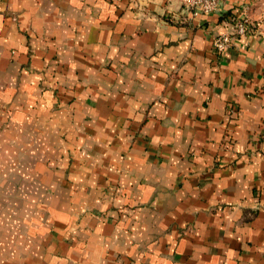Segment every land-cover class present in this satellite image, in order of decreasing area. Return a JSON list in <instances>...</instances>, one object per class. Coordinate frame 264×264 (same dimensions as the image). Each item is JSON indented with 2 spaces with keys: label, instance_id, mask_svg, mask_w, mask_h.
I'll list each match as a JSON object with an SVG mask.
<instances>
[{
  "label": "crops",
  "instance_id": "1",
  "mask_svg": "<svg viewBox=\"0 0 264 264\" xmlns=\"http://www.w3.org/2000/svg\"><path fill=\"white\" fill-rule=\"evenodd\" d=\"M0 264H264V0H0Z\"/></svg>",
  "mask_w": 264,
  "mask_h": 264
},
{
  "label": "built area",
  "instance_id": "2",
  "mask_svg": "<svg viewBox=\"0 0 264 264\" xmlns=\"http://www.w3.org/2000/svg\"><path fill=\"white\" fill-rule=\"evenodd\" d=\"M220 0H187L188 7L194 15L210 14L218 7ZM255 31V24L247 11L235 20V32H224L214 39V47L219 53H224L229 48L235 37H246Z\"/></svg>",
  "mask_w": 264,
  "mask_h": 264
}]
</instances>
